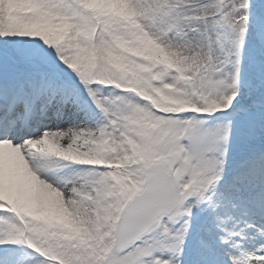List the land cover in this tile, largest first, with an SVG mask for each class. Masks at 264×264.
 Returning <instances> with one entry per match:
<instances>
[{
	"label": "snow or ice",
	"instance_id": "snow-or-ice-1",
	"mask_svg": "<svg viewBox=\"0 0 264 264\" xmlns=\"http://www.w3.org/2000/svg\"><path fill=\"white\" fill-rule=\"evenodd\" d=\"M0 264H264V0H0Z\"/></svg>",
	"mask_w": 264,
	"mask_h": 264
}]
</instances>
